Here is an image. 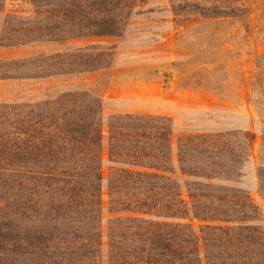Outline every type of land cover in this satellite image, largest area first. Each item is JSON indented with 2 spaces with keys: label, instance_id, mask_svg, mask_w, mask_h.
<instances>
[{
  "label": "rangeland",
  "instance_id": "obj_1",
  "mask_svg": "<svg viewBox=\"0 0 264 264\" xmlns=\"http://www.w3.org/2000/svg\"><path fill=\"white\" fill-rule=\"evenodd\" d=\"M43 2L45 7L41 8L32 0H4L0 32L26 26L27 22L39 27L35 29L39 32L42 24L38 22L48 16ZM122 4L125 8L116 18L119 35L0 45V132L12 131L17 117L29 119L32 115L30 125L34 124L42 136L64 150L58 162L62 168L68 166L77 173L72 183L85 185L90 178L85 173V162H91L94 145L88 139L83 143L72 136L65 122L73 120L77 113H87L83 107L88 98L98 101L102 240L99 264H108L107 234L114 217L130 215L182 223L199 234L200 226L206 222L192 216L186 190V184L192 182L241 191L256 206L264 232V0H122ZM178 4L189 5L174 13L172 6ZM197 4L222 10L235 8L236 15L202 17L192 11V5ZM67 31L62 36L66 37ZM44 32L42 27L40 33L48 34ZM78 53L91 56L89 62L84 56L81 58L80 64L87 66L82 72L78 63H69V56ZM71 66L78 71L28 77L33 70L67 71ZM114 115H150L170 120L168 171L109 161L108 124ZM186 138L190 139V149L201 146L202 141V147L207 148L204 154L194 149L185 157L183 165L195 175L180 171L177 148ZM149 162L153 164L151 159ZM124 168L156 172L176 180L188 209L186 217H158V211L145 215L109 214L108 181L114 169ZM195 188L196 194L203 192L198 191L199 186ZM210 189L205 194L218 193ZM143 192H138L137 198L150 200V192ZM111 224L112 228L118 226ZM65 228L68 237L89 228V224L84 217L69 221ZM199 255L203 260L201 244ZM66 263L67 260L63 262ZM78 264L91 263L83 260Z\"/></svg>",
  "mask_w": 264,
  "mask_h": 264
},
{
  "label": "trees",
  "instance_id": "obj_2",
  "mask_svg": "<svg viewBox=\"0 0 264 264\" xmlns=\"http://www.w3.org/2000/svg\"><path fill=\"white\" fill-rule=\"evenodd\" d=\"M32 1L36 7L44 6L43 0ZM43 3L47 6L48 16L38 23L48 34L40 33L41 28L39 32L35 31L39 27L27 22L26 26L2 29L0 45L9 47L37 40L119 35L116 18L125 8L122 0H44ZM3 4L4 0H0V10ZM188 5H174L172 10L177 13ZM192 6V11L202 17L236 15L235 8ZM87 7L90 8L88 12ZM83 56L88 62L91 59L89 54L69 56V63H78L80 72L87 69L85 63L80 64ZM44 69L29 72L28 77L78 71L74 66L67 71ZM83 110L87 112L85 115L77 113L73 120H66L65 125L72 136H77L83 143L88 139L94 145L91 162H85V173L90 177L85 185L72 183V177L77 173L68 166L62 168L58 162L64 150L42 136L34 124L30 125L32 115L29 119L16 116L13 130L0 132V264H63L66 260V264H78L83 260L99 264L102 240L99 228L101 121L98 101L88 98ZM169 122L168 118L150 115L111 116L107 137L109 161L168 171ZM36 123L38 125V121ZM189 140L186 138L179 143L178 162L182 174L195 175V171L183 165L185 157L194 149L204 154L207 148L202 147V141L201 146L190 149ZM196 186L203 192L196 194ZM107 188L109 214L145 215L158 211L156 216L174 219H183L188 214L176 180L163 174L114 169ZM210 188L218 193L205 194V190H212ZM186 190L192 216L206 222L200 226L199 234L187 224L154 221L141 216L114 217L107 234L108 264H264V232L260 216L247 196L239 190L216 189L208 183H188ZM142 191L144 194L150 192V200L137 198L136 194ZM84 217L89 228L82 229L83 232H70L66 237L65 227L69 221ZM111 223L118 226L112 228ZM199 244L203 247V260L199 255Z\"/></svg>",
  "mask_w": 264,
  "mask_h": 264
}]
</instances>
